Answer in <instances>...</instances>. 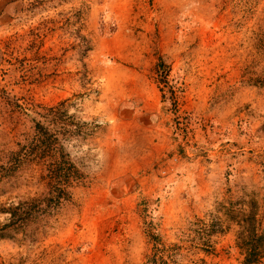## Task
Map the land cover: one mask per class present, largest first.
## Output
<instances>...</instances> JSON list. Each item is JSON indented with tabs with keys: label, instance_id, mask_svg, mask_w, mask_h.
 <instances>
[{
	"label": "rangeland",
	"instance_id": "1",
	"mask_svg": "<svg viewBox=\"0 0 264 264\" xmlns=\"http://www.w3.org/2000/svg\"><path fill=\"white\" fill-rule=\"evenodd\" d=\"M0 264H264V0H0Z\"/></svg>",
	"mask_w": 264,
	"mask_h": 264
},
{
	"label": "trees",
	"instance_id": "2",
	"mask_svg": "<svg viewBox=\"0 0 264 264\" xmlns=\"http://www.w3.org/2000/svg\"><path fill=\"white\" fill-rule=\"evenodd\" d=\"M36 133H38V138H44L46 141V147L48 148L49 154L54 156V160L51 161L52 166L48 168L47 171L51 172L57 177H64L67 182H70L75 179L82 177V174L75 168V165L70 160L68 154L62 151V145L58 143V136L55 132L49 131L48 128H45L40 123L36 125ZM58 151L59 159L56 157ZM56 201L60 202V197L55 196ZM47 205V204H46ZM22 208V205L10 208V213L16 215V212ZM21 214V213H20ZM19 214V216H20Z\"/></svg>",
	"mask_w": 264,
	"mask_h": 264
}]
</instances>
